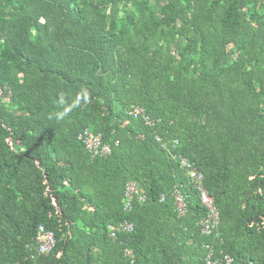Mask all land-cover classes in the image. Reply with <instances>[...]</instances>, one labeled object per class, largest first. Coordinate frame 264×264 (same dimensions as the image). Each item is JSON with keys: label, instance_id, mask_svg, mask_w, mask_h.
Segmentation results:
<instances>
[{"label": "trees", "instance_id": "16d2710c", "mask_svg": "<svg viewBox=\"0 0 264 264\" xmlns=\"http://www.w3.org/2000/svg\"><path fill=\"white\" fill-rule=\"evenodd\" d=\"M84 130L110 155L91 159ZM176 154L219 211L210 236ZM129 181L146 199L126 213ZM207 245L264 264V0H0V264H205Z\"/></svg>", "mask_w": 264, "mask_h": 264}, {"label": "built area", "instance_id": "2783aa9c", "mask_svg": "<svg viewBox=\"0 0 264 264\" xmlns=\"http://www.w3.org/2000/svg\"><path fill=\"white\" fill-rule=\"evenodd\" d=\"M129 115L133 118L140 117L145 125L152 128L155 125L154 120L149 118L142 108L133 107ZM154 139L157 143L161 144L163 149H166L162 138L157 134L154 135ZM78 140L84 145L85 150L89 153L91 159L106 157L110 155L111 149L107 144H103L101 141V135L90 132L89 130H84L78 136ZM168 144L177 145V141H168ZM178 167L183 171L185 177L187 178L189 184L196 190L199 196V200L203 208L205 209L204 217L199 221L200 232L204 236L212 235L218 228L219 225V211L214 203L213 198L209 195L207 189L204 186L203 174L198 171L194 165L184 156L176 154L173 155ZM171 196L173 198L174 212L177 217H183L187 211L186 196L181 192L180 189L174 188L172 190ZM146 197L141 186L136 181H129L126 183L123 191V196L121 200L122 210L126 213L130 212L133 204L144 203ZM164 200V196L161 195V201ZM133 225L129 221H122L116 225L108 226V238L114 241L117 235L120 233H130L133 230ZM55 240L53 233L45 230L42 226H38L34 251L37 256L47 255L51 249L54 247ZM207 254L205 258V264H232V258L228 255L220 254L215 257L214 248L211 245L206 246ZM125 256L132 259V252L130 250H125ZM247 264H253L248 262Z\"/></svg>", "mask_w": 264, "mask_h": 264}, {"label": "rangeland", "instance_id": "374dc122", "mask_svg": "<svg viewBox=\"0 0 264 264\" xmlns=\"http://www.w3.org/2000/svg\"><path fill=\"white\" fill-rule=\"evenodd\" d=\"M131 11H132V7L130 6V4H126L125 2H123L120 5V17L122 19H124L127 23H129L130 19H131ZM169 25H167V23H162L160 25V30H169L170 28L168 27ZM161 37L165 36L164 34L160 35ZM175 36L169 37V38H174ZM176 38V37H175ZM170 41V40H169ZM171 54H173V52L170 51Z\"/></svg>", "mask_w": 264, "mask_h": 264}]
</instances>
